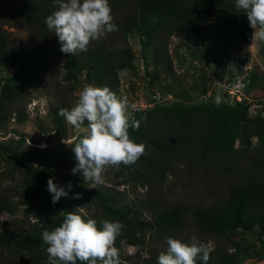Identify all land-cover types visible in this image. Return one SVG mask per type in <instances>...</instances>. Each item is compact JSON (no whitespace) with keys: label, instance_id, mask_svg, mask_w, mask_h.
Segmentation results:
<instances>
[{"label":"rangeland","instance_id":"1","mask_svg":"<svg viewBox=\"0 0 264 264\" xmlns=\"http://www.w3.org/2000/svg\"><path fill=\"white\" fill-rule=\"evenodd\" d=\"M20 1L0 0V31L17 46L46 44L51 49L53 65L40 84L24 86L19 100L10 105L6 119L0 120V195L10 204L9 211L0 212V234L3 235L0 264H49L46 246L42 248V257L35 258L36 251L14 250L11 241L18 236L34 237L39 228L64 213L95 219L98 227L105 220L118 221L93 198L94 193L114 197L113 208L140 223L139 227L130 228V234L135 237L118 236L115 241L120 264H149L152 256L166 250L169 237L190 242V238L196 236L209 251L219 245L229 253L233 252L232 243L225 235L215 240L204 236L193 222L191 210L214 204L245 180L264 175V141L260 142L250 133L252 121L264 118V42L251 39V43L246 44L218 37L200 45L198 35L196 46H187L182 34L161 28L142 48L143 36L133 31L126 39L133 51V65L117 72L116 94L127 97L131 114L148 127L143 139L137 142L145 145V152L131 166L121 165L118 170L107 168L103 183L90 188V182H84L79 172L73 174L71 171L76 163L74 155H65L71 149L66 143L83 136L87 125L76 129L64 121L66 135L56 139L51 111L60 104L70 109L78 93L85 86L95 84L83 76L71 84L62 78L65 69L60 42L45 24V18L58 7L54 0H34L38 1V8L46 5V9L43 7L30 14V11H21ZM137 1L109 0L118 30L92 41L88 48L105 45L121 53L125 43L118 25L123 24L127 16L137 18ZM204 30L202 28L201 32ZM15 71V67H0V82ZM218 96L225 108L233 109L239 116L241 136L235 140L230 153L222 158L197 153L192 158L174 156L170 159L171 164L161 163L166 168L164 173L152 169V159L159 162V158L148 139L166 140L170 130V138L174 139L173 130L176 129L173 122L164 123L162 115L153 107L167 102L165 109L176 112L187 107L210 105ZM63 98L65 100L61 101ZM150 108L153 113L148 117L138 113ZM262 134L264 136V132ZM29 147L52 156L56 164L22 160L16 165L10 159L8 149ZM178 151L184 155L182 148ZM30 167L48 170L53 182L68 192L67 197L58 201L57 215L47 213L34 199L28 204L25 202L29 196L22 178ZM76 193L81 198L74 199ZM175 204L187 208V218L178 231L167 234L149 225L164 206ZM227 234L239 250L247 254L245 258H254L246 264H264V237L259 236L257 228L248 231L227 229ZM241 260L244 259L238 261Z\"/></svg>","mask_w":264,"mask_h":264},{"label":"trees","instance_id":"2","mask_svg":"<svg viewBox=\"0 0 264 264\" xmlns=\"http://www.w3.org/2000/svg\"><path fill=\"white\" fill-rule=\"evenodd\" d=\"M34 3H33V2ZM23 10L30 11L29 14L38 8V1L21 0L19 2ZM138 16H127L126 21L118 25L123 41L124 49L116 53L105 45L92 46L87 51L71 56L63 53L64 74L63 80L71 84L78 81L81 76L87 81L94 82L95 86H108L113 92H117V72L130 68L133 65V51L126 44V39L133 31L143 36L142 48L148 45L152 34L161 28H169L172 33L182 34L187 46L197 43L200 36V45L206 41L221 38H232L246 44L251 43L252 29L249 26L246 15L242 10L235 8V0H138ZM46 9V5L44 7ZM204 28V32L201 30ZM51 49L42 44L35 46H17L8 38L7 34L0 31V67H15L16 71L2 78L0 82V120L6 119L11 104L17 102L21 96V90L27 85H38L48 75L52 67ZM64 101L65 98L60 99ZM165 105H156L161 120L166 123L176 124L173 130L174 139L167 135L166 140L149 138L148 143L154 148L157 160L152 159V169L161 173L166 171L164 164H171L170 159L174 156L190 157L195 153L202 156H220L230 153L235 140L241 136L239 133V116L231 108H225L222 103L216 104L213 101L210 105H199L187 107L176 112L165 109ZM65 107L63 104L52 108V123L56 139L66 135L65 119L58 114L59 109ZM153 108L140 110L139 114L148 117L153 113ZM160 120V121H161ZM138 121V120H137ZM149 121V119H148ZM86 125V124H85ZM251 134L257 136L259 141H264V118H257L252 121ZM148 127L139 122L138 130L129 128V137L137 143L143 139V134ZM246 130L244 129L243 133ZM163 138V136H162ZM168 139V140H167ZM185 144V146H183ZM184 150L181 156L178 149ZM10 159L18 165L20 161L44 162L47 165L56 164L55 159L42 153L36 147L18 150L8 149ZM187 152V154H186ZM186 154V155H185ZM65 155H74L70 149ZM51 173L46 169L32 168L26 170L22 185L26 187L29 200L34 199L40 207H45L47 213L58 214V202L52 203V194L47 190V181ZM93 198L104 207L111 217L123 224L122 234L119 238H133L130 234L132 226H140L137 220L128 218L124 212L113 208L114 197L102 193L93 194ZM10 204L0 195V212L9 211ZM187 208L180 204L164 206L153 218L152 223L157 231L172 234L178 231L182 222L187 218ZM67 213L58 216L56 220L45 224L34 237L18 236L11 243L14 250L21 249L36 254L35 258L42 257V248L45 247L42 240L44 230H53L64 220ZM191 217L201 233L210 239L226 236L232 243L234 249L229 253L216 245L210 251V259L207 264H238L240 258L245 259L246 253L239 250L233 240H230L227 229H241L244 231L257 228L260 237H264V175L252 176L229 191L224 197L209 206H196L191 210ZM3 235L0 234V242ZM34 250V251H33ZM158 255L152 256L149 264H157ZM81 264V262H77ZM198 264H203L198 260Z\"/></svg>","mask_w":264,"mask_h":264},{"label":"clouds","instance_id":"3","mask_svg":"<svg viewBox=\"0 0 264 264\" xmlns=\"http://www.w3.org/2000/svg\"><path fill=\"white\" fill-rule=\"evenodd\" d=\"M54 3L58 7L45 18V24L56 34L62 53L78 55L87 51L92 41L118 30L109 0H54ZM235 8L245 13L252 29V41L264 42V0H235ZM221 102L219 96L214 100L216 104ZM130 107L127 97L118 96L108 86L89 84L78 93L74 106L58 111L76 129L87 125L83 136L66 144L71 146L76 161L72 173L79 172L84 182H90V188L103 183L107 168L118 170L121 165L131 166L145 152V145L129 137L130 127L139 128ZM47 190L52 194V203L68 195L52 178L47 181ZM73 198L81 197L76 193ZM123 227L119 221L108 220L98 227L95 219L69 212L59 226L42 232L49 264H77L78 261L120 264L115 241ZM166 244V250L158 254L157 264H198V260L207 264L210 259L208 247L196 236L190 242L169 237Z\"/></svg>","mask_w":264,"mask_h":264},{"label":"water","instance_id":"4","mask_svg":"<svg viewBox=\"0 0 264 264\" xmlns=\"http://www.w3.org/2000/svg\"><path fill=\"white\" fill-rule=\"evenodd\" d=\"M252 259H254V258H251V257L245 258L240 264H246L247 262H249Z\"/></svg>","mask_w":264,"mask_h":264}]
</instances>
